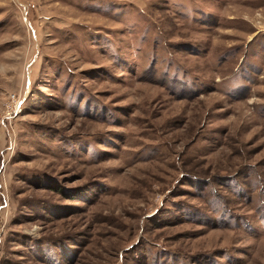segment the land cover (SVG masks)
<instances>
[{"label": "rangeland", "instance_id": "1", "mask_svg": "<svg viewBox=\"0 0 264 264\" xmlns=\"http://www.w3.org/2000/svg\"><path fill=\"white\" fill-rule=\"evenodd\" d=\"M0 264H264V0H0Z\"/></svg>", "mask_w": 264, "mask_h": 264}]
</instances>
